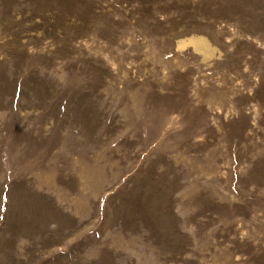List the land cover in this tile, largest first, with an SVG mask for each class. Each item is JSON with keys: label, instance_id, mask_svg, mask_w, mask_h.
<instances>
[{"label": "rangeland", "instance_id": "374dc122", "mask_svg": "<svg viewBox=\"0 0 264 264\" xmlns=\"http://www.w3.org/2000/svg\"><path fill=\"white\" fill-rule=\"evenodd\" d=\"M0 264H264V0H0Z\"/></svg>", "mask_w": 264, "mask_h": 264}, {"label": "bare ground", "instance_id": "6f19581e", "mask_svg": "<svg viewBox=\"0 0 264 264\" xmlns=\"http://www.w3.org/2000/svg\"><path fill=\"white\" fill-rule=\"evenodd\" d=\"M184 43L192 45L194 47V49H197V47H200L199 45L204 44L203 40H201L199 38L198 39L196 38V40H195V39L192 38V40H188L187 42L180 43L178 45V48H183L184 47Z\"/></svg>", "mask_w": 264, "mask_h": 264}]
</instances>
